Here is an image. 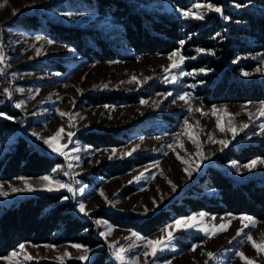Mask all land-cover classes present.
<instances>
[{
  "label": "rangeland",
  "instance_id": "obj_1",
  "mask_svg": "<svg viewBox=\"0 0 264 264\" xmlns=\"http://www.w3.org/2000/svg\"><path fill=\"white\" fill-rule=\"evenodd\" d=\"M128 1L139 11H167L177 13L186 21L201 20L194 16L182 15L183 11L190 10L203 15L202 21L206 23L213 20L210 18L213 14L228 22L230 17L224 9L233 13L246 9L257 14L264 13L257 5L241 6L232 2L220 5L222 13H217L206 7L211 4L209 2H196L189 8H181L172 0ZM198 4L201 5L200 8L196 7ZM32 15L40 21L38 25L21 24L23 18ZM48 20L69 26L95 28L114 34V38L122 41L118 33L121 25L114 17L101 13L94 0H0V55L4 57L0 60V113L5 114L0 116V120L11 117L3 109L9 106L20 113L18 117H12L10 120H20L21 123L6 134L7 139L0 149V158L12 149L11 146L17 137L24 136L43 153L62 159V163L56 165L49 174L0 180V191L8 193L6 196L0 195V214L12 203L26 197L48 192H66L72 211L95 224L96 235L103 239L116 264H121L115 257V251L120 248L126 250L124 264H248L238 253H244L254 264H264V253H258L252 241L247 240V235L250 234L257 243L264 241V219L249 214H215L203 210L192 212L177 219L194 214L199 219L198 214L205 213L203 223L199 227L178 230L174 226L176 219L149 235L131 228L118 227L102 217L93 216L95 212L109 210L145 219L179 198L187 188L199 184L209 167L222 171L233 182L239 183L249 179L264 181V163H258L251 170L244 167L251 161L262 160L264 157H255L248 162L231 160L220 163L217 160L231 147L241 148L249 144L264 143V116L259 113L264 101H204V96L199 94L200 90L217 80L222 71L207 66L190 68L188 63L202 56L217 58L214 50L199 52L200 48H185V41L182 46L169 53L136 54L131 48H119V51L133 54L135 59H103L90 62L78 54L75 46L61 41L60 37L51 32ZM218 35H222V32ZM223 40L220 38L215 42L220 43ZM177 50L185 59L179 68H172L173 61L168 57ZM190 50H194L195 54L191 55ZM176 59L178 58H173ZM242 62H251L252 65L249 68L238 67L235 72L237 80H264V52L238 55L230 61H225L230 68ZM58 63L63 64V71L55 70ZM165 68L169 70L166 72ZM244 72L251 74L245 76ZM133 76L136 77L135 82H132ZM207 77L211 80L205 79ZM156 86L162 89L153 90ZM6 88L11 96L5 92ZM149 89L152 90L149 96L139 95V101L134 103L88 107L82 102L87 95H136ZM185 93L188 94L186 99L181 100L179 97ZM142 100L146 103H141ZM17 104L22 106L17 107ZM213 108L217 110L216 114L212 113ZM224 109L232 114L231 117L225 114ZM61 113L70 115L62 116ZM218 117L225 131H220L217 127ZM229 120L236 129L235 137L231 131H227ZM185 121L188 122L187 125ZM244 125L247 127H243ZM61 128L64 133L54 139V143L57 146L67 145L64 149L68 152L67 157L53 152L39 138L55 137V133ZM89 131L108 133L125 140V143L100 148L90 146L79 138L81 133ZM68 132L74 133L72 142L67 138ZM190 136L197 142L193 143ZM221 140H228L230 143L224 147L218 143ZM133 148L136 151L131 155L121 157V153L130 152ZM73 149L77 151H72ZM113 149L116 150V155L109 159ZM198 152L202 155H198ZM135 154L151 156L154 160L120 176L103 178L92 174L93 169L102 164L120 162ZM69 164L72 167H68ZM46 175L51 176L53 181L71 183L74 191L41 190L42 185L46 183L41 177ZM25 180L38 190L12 191L14 187L24 188ZM200 186L203 191L206 190V181H202ZM80 203L85 205L89 215L79 212ZM242 215L253 217L255 225L245 227L243 232L237 235L238 230L242 228L238 217ZM221 223L227 225L226 231L217 230L215 235L209 236L202 230L212 225L219 226ZM109 228L112 229L111 232L107 231ZM165 229L172 231L174 235L170 246L158 251L155 256H145L146 252H150L147 241L164 237ZM101 232H105L106 236H101ZM189 234H202L203 239L193 243ZM22 244L33 259H26L18 246L7 255L0 256L10 257L11 253L16 251L17 257L12 261L0 259V264H28L33 260L89 264L100 251V248L83 245L88 250L85 253L84 249L72 247L73 244H80L75 242ZM65 252L70 255L64 256ZM208 253L214 255L210 257ZM84 255L87 259L81 260L80 257ZM61 257L63 259H60Z\"/></svg>",
  "mask_w": 264,
  "mask_h": 264
},
{
  "label": "trees",
  "instance_id": "obj_2",
  "mask_svg": "<svg viewBox=\"0 0 264 264\" xmlns=\"http://www.w3.org/2000/svg\"><path fill=\"white\" fill-rule=\"evenodd\" d=\"M172 1L181 8H189L196 2H209L216 6L232 2L241 6L253 4L264 10V0ZM94 3L101 13L114 17L121 25V30L118 32L122 37L121 42L114 38V34L104 33L95 28L69 26L48 20L51 32L60 37L61 41L75 46L78 54L86 57L88 61L135 59L133 54L119 51V48H131L136 54L169 53L180 47V41H186L185 48L214 50L218 56L217 58L202 56L188 63L190 68L207 66L222 71L217 80L200 90L199 94L204 96L205 102L264 101V80L244 82L235 77L238 67L249 68L251 62H242L232 68L225 63L238 55L264 52V13L257 14L248 9L233 13L224 9L230 17L228 22L213 14L210 16L213 20L206 23L202 20L186 21L177 13L167 11H139L128 0H94ZM38 23L40 21L35 15L21 20V24L28 26ZM219 32H222V35H218ZM220 38L224 40L220 43L215 42ZM193 51L190 50L189 53L195 54ZM55 70L63 71V64H56ZM205 79L211 80L210 77ZM160 89H162L160 86L153 88V90ZM150 91L152 90L141 91L136 95H87L82 102L88 107L104 104L123 105L139 101V95L149 96ZM3 109L14 119L20 115L17 110L9 106ZM19 125H21L20 120H0V149L6 142L8 131ZM79 138L97 148L120 146L125 143V140L111 134L94 131L81 133ZM11 148L0 158V180L19 176H42L51 173L56 165L62 163L60 157L43 153L24 136L17 137ZM255 157H264V143L249 144L241 148L231 147L217 160L220 163L231 160L248 162ZM153 160L151 156L135 154L120 162L102 164L94 168L92 174L103 178L120 176ZM202 181H206L204 191L200 186ZM65 196H68V193L48 192L26 197L7 207L0 214V256L7 255L24 242L35 244L75 242L90 248H100L99 253L89 264H116L103 239L96 235L95 224L72 211L71 201L63 199ZM202 210L215 214H249L264 219V181L249 179L239 183L233 182L222 171L209 167L199 184L187 188L179 198L145 219H138L133 214H121L109 210L95 212L93 216L102 217L118 227L131 228L149 235L179 217ZM189 237L193 238V243L203 239L202 234H189ZM28 264L62 263L33 260Z\"/></svg>",
  "mask_w": 264,
  "mask_h": 264
},
{
  "label": "snow or ice",
  "instance_id": "obj_3",
  "mask_svg": "<svg viewBox=\"0 0 264 264\" xmlns=\"http://www.w3.org/2000/svg\"><path fill=\"white\" fill-rule=\"evenodd\" d=\"M196 7L200 8L201 5L198 4V5H196ZM206 7L208 9H210V10L216 11L217 13H222V8L219 7V6H213L212 4H208ZM182 15L184 17L194 16L196 19H201V20L204 19L203 15L193 13L190 10L189 11H183ZM39 38L40 37H37V39H39ZM49 43H52V41H49ZM179 43L182 46L185 43V41H180ZM198 51L199 52H204L205 50L204 49H198ZM174 57H176L178 59L173 60ZM3 58L4 57L2 55H0V60H2ZM168 58H169L170 61H173L172 64H171L172 68H179L180 65L183 63V61L185 59L182 56V54L180 53L179 50L170 53ZM164 70L167 72L169 69L165 68ZM201 71H204V70L201 69ZM257 71H260V69H257ZM185 74H190V73H185ZM250 74L251 73H249V72H244L243 73V75H245V76H248ZM135 81H136V77L133 76L132 77V82H135ZM21 91H22V89H21ZM5 92L8 93L9 96H11V93L8 91L7 88L5 89ZM187 95L188 94L185 93L184 95L180 96L179 98L181 100H185ZM141 103H146V101L142 100ZM16 106L17 107H21L22 105L21 104H17ZM216 112H217V110L215 108H213L212 109V113L216 114ZM224 112H225V114L227 116L231 117L232 114L231 113H227L226 109H224ZM259 113H260L261 116H264V106H262V108L259 110ZM4 115H5L4 113H0V116H4ZM61 115L65 116V115H70V114L61 113ZM7 118L8 119H12V117H7ZM184 123H185V125H187L188 122L185 121ZM217 127L220 129V131H225L226 130L224 127L221 126L219 117L217 118ZM243 127H247V125H244ZM227 131H231L233 133V137H235L236 129L234 127H232L230 120H229V125H228V128H227ZM62 133H64V129L63 128L59 129L55 133V137H49V138L39 137V138L42 139L43 143L45 145H47V147L50 148L53 152H56V153H58L60 155H63L65 157H67L68 156V152L64 151V149L67 148V145L57 146V144L54 143V139L59 138ZM33 135H37L38 136V134H36V133H33ZM66 135H67V138H68L69 142H72V136L74 135V133L68 132V133H66ZM177 135H179V134H177ZM189 138L193 140V143L197 142L194 137L190 136ZM218 143H220L224 147H227L230 142L228 140H221V141H218ZM169 147H171V145H169ZM221 150H223V149H221ZM72 151H77V149H73ZM134 151H136L135 148H133L132 151H130V152L121 153L120 155H121V157L126 156V155H131L132 152H134ZM115 155H116V150L113 149L112 150V156H110L109 159H112ZM198 155H202V154L198 152ZM177 158L179 159L180 157L178 156ZM76 159L78 160L79 157H76ZM258 163H264V159H262V160H253L249 164L244 165V167L248 168L249 170H251L252 168H255ZM68 167H72V165L69 164ZM185 171H187V169H185ZM65 175H67V173H65ZM142 175H143V173H141V176ZM189 175H191V173H189ZM20 179H23V178H20ZM41 180L46 182V183H44L42 185V189L41 190L54 191V190H59V189H67L69 192H73L74 191L72 186H71V183H63L60 180L53 181V178L51 176H47V175L43 176V177H41ZM53 184L55 185L54 187H53ZM0 188H2V186H0ZM36 190H38V189L33 187L31 184H29L27 180H25V187L24 188H15V187L12 188L13 192H22V191L32 192V191H36ZM173 190L175 191V185H173ZM80 191H83V189H80ZM100 194L102 196L104 195L103 192H101ZM0 195L6 196V195H8V193L0 191ZM63 199L67 200V199H69V197L65 196V197H63ZM105 199H107V198L105 197ZM109 203L111 204L112 202L109 201ZM79 212L84 214V215H89V213L86 212L85 205L83 203L79 204ZM145 212H147V209H145ZM229 215H232V214H229ZM198 216H199V219H197V215H195V214L192 215V216L185 217V218L177 219L174 222V226L178 230L179 229H189V228L199 227V225L201 223H203V219H204L205 213H199ZM238 218L242 222V228L238 230L237 235H240V233L243 232L245 227H249L250 225L251 226L255 225V220L251 216L242 215V216H240ZM213 219H215V218L213 217ZM244 221H247L248 223L245 224V223H243ZM97 223H100V222L97 221ZM171 227L172 226H169V228H171ZM111 230L112 229L109 228L107 231L111 232ZM202 230L206 234H208L209 236H213V235L216 234L217 230L226 231L227 230V225L221 223L219 226L212 225L210 228H204ZM165 231H166V235L164 237L157 238L155 240H148L147 241V247L150 249V252H146L145 256H147L149 254L152 255V256H155L158 251H162L164 248L170 246L171 241L174 239V235H173V232L169 231L168 229H165ZM100 235L101 236H106V233L105 232H101ZM133 235H136V233H133ZM247 240L248 241H252V245L257 250L258 253H264V241H262L261 243H257L250 234L247 235ZM72 247H75L77 249H84L85 253L88 251L83 245H80V244H73ZM19 249H20V252L24 254L26 259H28V260L33 259V257L26 252L24 244H20L19 245ZM125 252H126V250L123 249V248L117 249L115 251V257H116L117 260L121 261V264H124V260H125L124 253ZM68 255H70V253H67V252L64 253V256H68ZM208 255L211 257L214 254L213 253H208ZM238 255H240L242 259H245L248 262V264H254V261H252L248 257H246L244 255V253H238ZM16 257H17V252L13 251L11 253L10 257H0V259H5V260L12 261ZM60 259H63V257H61ZM80 259L81 260H86L87 256L86 255L81 256Z\"/></svg>",
  "mask_w": 264,
  "mask_h": 264
}]
</instances>
